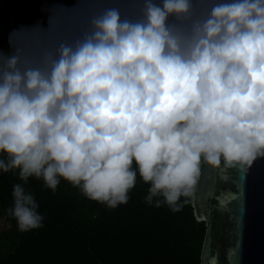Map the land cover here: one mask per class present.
I'll return each instance as SVG.
<instances>
[{
	"label": "clouds",
	"instance_id": "obj_1",
	"mask_svg": "<svg viewBox=\"0 0 264 264\" xmlns=\"http://www.w3.org/2000/svg\"><path fill=\"white\" fill-rule=\"evenodd\" d=\"M0 52V172L7 214L43 227L30 178L63 180L115 209L179 212L202 168L264 157V0H87L14 31Z\"/></svg>",
	"mask_w": 264,
	"mask_h": 264
},
{
	"label": "trees",
	"instance_id": "obj_2",
	"mask_svg": "<svg viewBox=\"0 0 264 264\" xmlns=\"http://www.w3.org/2000/svg\"><path fill=\"white\" fill-rule=\"evenodd\" d=\"M84 12L87 0H0V52L14 31L47 28L54 12ZM18 175L0 172V264H200L206 227L194 217L192 197L176 213L145 203L139 178L126 204L91 201L63 180L55 192L41 180L25 185L44 217L43 227L21 233L7 214Z\"/></svg>",
	"mask_w": 264,
	"mask_h": 264
},
{
	"label": "water",
	"instance_id": "obj_3",
	"mask_svg": "<svg viewBox=\"0 0 264 264\" xmlns=\"http://www.w3.org/2000/svg\"><path fill=\"white\" fill-rule=\"evenodd\" d=\"M192 208L206 227L200 264H264V157L248 167L204 166Z\"/></svg>",
	"mask_w": 264,
	"mask_h": 264
},
{
	"label": "built area",
	"instance_id": "obj_4",
	"mask_svg": "<svg viewBox=\"0 0 264 264\" xmlns=\"http://www.w3.org/2000/svg\"><path fill=\"white\" fill-rule=\"evenodd\" d=\"M52 16H55L58 20H62L64 17L62 16V14L54 12Z\"/></svg>",
	"mask_w": 264,
	"mask_h": 264
}]
</instances>
